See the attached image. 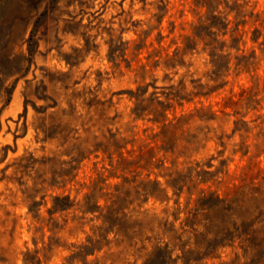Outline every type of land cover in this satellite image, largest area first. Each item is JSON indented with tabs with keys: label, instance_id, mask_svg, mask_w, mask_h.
<instances>
[{
	"label": "rangeland",
	"instance_id": "rangeland-1",
	"mask_svg": "<svg viewBox=\"0 0 264 264\" xmlns=\"http://www.w3.org/2000/svg\"><path fill=\"white\" fill-rule=\"evenodd\" d=\"M0 264H264V0H0Z\"/></svg>",
	"mask_w": 264,
	"mask_h": 264
},
{
	"label": "trees",
	"instance_id": "trees-1",
	"mask_svg": "<svg viewBox=\"0 0 264 264\" xmlns=\"http://www.w3.org/2000/svg\"><path fill=\"white\" fill-rule=\"evenodd\" d=\"M233 102L231 98L227 99V102ZM225 202V199H219L218 202ZM254 229H242L240 228V224L235 225L234 228V238H238L239 240V246L242 248V255L248 256L249 253H251L252 249H254L256 252L260 250L262 247L263 239L259 238V240H256V237H254ZM234 241V239H233ZM219 243L222 245H225L227 243V239L222 238L219 240ZM236 257H238L239 254H235Z\"/></svg>",
	"mask_w": 264,
	"mask_h": 264
}]
</instances>
